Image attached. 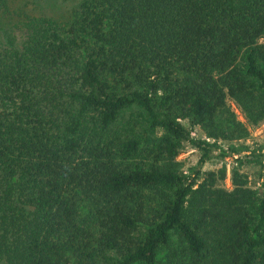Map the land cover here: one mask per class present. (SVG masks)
<instances>
[{"label":"trees","instance_id":"trees-1","mask_svg":"<svg viewBox=\"0 0 264 264\" xmlns=\"http://www.w3.org/2000/svg\"><path fill=\"white\" fill-rule=\"evenodd\" d=\"M229 102L264 121V0L26 15L0 39V264H264V195L177 161L250 135Z\"/></svg>","mask_w":264,"mask_h":264},{"label":"rangeland","instance_id":"rangeland-1","mask_svg":"<svg viewBox=\"0 0 264 264\" xmlns=\"http://www.w3.org/2000/svg\"><path fill=\"white\" fill-rule=\"evenodd\" d=\"M80 3L81 0H10L9 7L0 10V39L16 24L23 21L26 15L50 16L63 22L72 17ZM229 105L237 115V119L246 125L250 135L240 141L219 143L222 149L228 152V156L224 157L223 151L217 150L212 152L203 164H200L202 152L188 144L177 161L181 163V168L188 173H193L196 170L201 171L202 175L206 172L218 174L221 171L225 172V179L219 180V185L229 190L232 189V172L239 167L248 177L249 185L264 195V121L256 126L248 125L241 111L232 102H229ZM192 135L198 139L214 142L212 139H207V135L201 128H196ZM230 146L239 152L234 154L228 151ZM259 148L261 151L257 153L261 155L262 163H247L246 160L251 159L253 150ZM241 159L242 165L239 161ZM219 175L222 176L221 173Z\"/></svg>","mask_w":264,"mask_h":264}]
</instances>
